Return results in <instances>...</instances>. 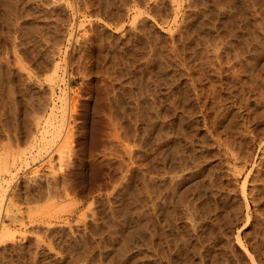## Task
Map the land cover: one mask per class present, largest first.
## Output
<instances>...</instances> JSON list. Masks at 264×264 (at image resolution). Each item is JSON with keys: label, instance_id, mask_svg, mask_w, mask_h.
<instances>
[{"label": "rangeland", "instance_id": "rangeland-1", "mask_svg": "<svg viewBox=\"0 0 264 264\" xmlns=\"http://www.w3.org/2000/svg\"><path fill=\"white\" fill-rule=\"evenodd\" d=\"M263 196L264 0H0V264H264Z\"/></svg>", "mask_w": 264, "mask_h": 264}, {"label": "bare ground", "instance_id": "bare-ground-1", "mask_svg": "<svg viewBox=\"0 0 264 264\" xmlns=\"http://www.w3.org/2000/svg\"><path fill=\"white\" fill-rule=\"evenodd\" d=\"M178 8V7H177ZM176 8V9H177ZM63 89V88H62ZM59 95V94H58ZM61 98H62V96H61ZM61 98H59V99H61ZM60 102H62V101H60ZM53 105V104H52ZM61 105V104H60ZM62 106V105H61ZM64 106V105H63ZM248 107V106H247ZM212 108H214V107H212ZM61 109V108H60ZM62 110V109H61ZM53 111V110H52ZM214 112V111H213ZM214 114V113H213ZM57 115V114H56ZM216 116V115H215ZM63 119V118H62ZM213 120V119H212ZM213 122V121H212ZM211 124V123H210ZM53 125V124H52ZM218 125V124H217ZM221 125V124H220ZM54 126V125H53ZM213 126V125H212ZM222 126V125H221ZM224 127V126H223ZM60 128V127H59ZM61 129V128H60ZM216 135V134H215ZM224 135V134H223ZM218 138V137H217ZM228 139V138H227ZM231 139V138H230ZM221 141H222V139H221ZM227 143V142H226ZM217 144V143H216ZM218 147H219V145H218ZM227 147V146H226ZM235 148V147H234ZM234 148H232V149H234ZM230 149H231V147H230ZM222 150V149H221ZM229 150V149H228ZM236 150V149H235ZM234 154V153H233ZM216 155V154H215ZM176 156V155H175ZM207 156V155H206ZM171 157V156H170ZM220 157V156H219ZM221 160V159H220ZM226 160V159H225ZM225 160H224V162H225ZM183 161V160H182ZM185 162V161H184ZM229 162V161H228ZM188 166V165H187ZM5 168V167H4ZM235 168V167H234ZM5 171H6V169H5ZM8 171H9V169H8ZM7 172V171H6ZM176 172V171H175ZM238 172V171H237ZM32 173V172H31ZM174 173V172H173ZM180 173V172H179ZM239 173V172H238ZM176 174V173H175ZM182 174V173H181ZM178 175V174H177ZM173 176V175H172ZM246 176V175H245ZM179 177V176H178ZM176 178H177V176H176ZM6 181H9V180H6ZM236 181V180H235ZM6 183H8V182H6ZM257 184V183H256ZM242 185V184H241ZM176 186V185H175ZM204 186V185H203ZM195 189V188H194ZM252 190V189H251ZM176 191V190H175ZM173 192V191H172ZM205 192V191H204ZM231 192V191H230ZM185 193H187V192H185ZM264 197V196H263ZM10 198V197H9ZM182 199V198H181ZM8 200V199H7ZM166 200V199H165ZM188 200V199H187ZM253 200V199H252ZM1 203H2V201H0ZM167 202V201H166ZM192 202V201H191ZM179 203V202H178ZM9 204H11L10 202H9ZM185 204V203H184ZM172 205V204H171ZM190 206H192V205H190ZM1 208H2V206H0ZM183 207V206H182ZM8 208H10V207H8ZM4 210H5V208H4ZM10 210V209H9ZM12 210V209H11ZM10 210V211H11ZM191 210V209H190ZM186 212H188V211H186ZM190 212V211H189ZM185 213V212H184ZM6 216H8L7 215V213H6ZM189 216V215H188ZM9 217V216H8ZM191 217V216H190ZM217 217V216H216ZM203 218V217H202ZM215 218V217H214ZM190 219V218H189ZM195 219V218H194ZM248 219V218H247ZM187 220V219H186ZM198 221V220H197ZM195 222V221H194ZM3 222L0 220V240H1V238H2V236L4 235V232H5V230H6V228H5V230H4V227H5V223H3ZM168 224V223H167ZM170 224V223H169ZM191 224H192V222H191ZM195 224V223H194ZM4 225V226H3ZM192 227V226H191ZM248 233V232H247ZM245 234V233H244ZM239 236V235H238ZM248 237V236H247ZM238 239V238H237ZM202 240V239H201ZM150 242V241H149ZM228 245V244H227ZM255 245V244H254ZM263 245V244H262ZM240 247H242V245L240 246ZM196 249H197V247H196ZM150 252V251H149ZM248 252V251H247ZM260 252V251H259ZM173 253V252H172ZM171 253V254H172ZM197 253V252H196ZM232 254V253H231ZM255 254V253H254ZM259 254V253H258ZM253 256V255H252ZM174 257V256H173ZM254 257V256H253ZM238 262V261H237ZM252 262V261H251ZM235 264V263H234Z\"/></svg>", "mask_w": 264, "mask_h": 264}]
</instances>
